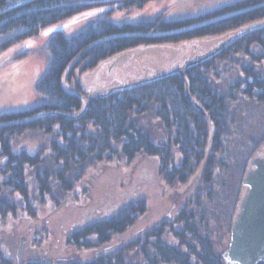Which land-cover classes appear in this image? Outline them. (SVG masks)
<instances>
[{"label": "trees", "instance_id": "trees-1", "mask_svg": "<svg viewBox=\"0 0 264 264\" xmlns=\"http://www.w3.org/2000/svg\"><path fill=\"white\" fill-rule=\"evenodd\" d=\"M152 1L161 0H0V68L29 57L30 42L19 44L50 27L40 48L45 63L33 83L34 103L0 110L2 222L38 217L36 202L43 208L61 203L88 168L115 159L157 158L164 184L179 193L172 215L121 245L112 237L145 214L143 198L68 233L66 245L93 251L89 259L44 254L24 264H226L213 238L220 244L230 233L244 172L264 141V0H234L176 18L164 12L113 18ZM87 12L81 27L63 30L64 22ZM218 35L229 38L223 49L185 74L203 112L185 99L172 69L110 79L106 86L84 84L85 72L110 67L130 50ZM27 134L45 139L36 153L15 149ZM38 229L30 242L40 245L39 233L47 235L45 226ZM5 252L0 247V264H16Z\"/></svg>", "mask_w": 264, "mask_h": 264}, {"label": "rangeland", "instance_id": "rangeland-1", "mask_svg": "<svg viewBox=\"0 0 264 264\" xmlns=\"http://www.w3.org/2000/svg\"><path fill=\"white\" fill-rule=\"evenodd\" d=\"M234 0H161L152 1L144 7L129 13H116L113 18L117 21L133 20L141 16H154L164 12L167 18L196 15L207 10L225 5ZM91 12L85 13L81 20H68L63 24L66 32H74L81 27L90 17ZM80 19V18H79ZM50 27L45 28L33 39L27 42L32 54L20 62H12L0 68V110H13L24 108L35 101L32 91L33 83L41 75L44 68L45 57L40 48ZM223 35L196 39L190 43L168 46H150L133 49L119 56L109 67L108 63L99 65L95 69L85 72L84 84L108 85L110 79L128 78L142 72L155 70H169L179 66L182 61L195 54H202L223 41ZM228 36V35H226ZM17 47V46H16ZM15 53V52H13ZM12 53V54H13ZM170 62L171 66H170ZM173 65V66H172ZM170 66V67H169ZM109 67V68H108ZM159 69V70H158ZM109 71V72H108ZM108 74H111L108 75ZM153 75V74H152ZM100 89V88H96ZM45 142L42 135L27 134L19 138V145H28L35 150ZM158 171V161L155 157L139 156L126 162L125 160H113L94 164L86 170L81 180L74 189L67 193L61 203L46 205L45 208L36 202L39 210L38 217L30 216L9 219L4 223L0 219V247L3 253L10 251L15 259V251L21 235L27 236V245L24 251L25 261L33 257H42L37 254L47 250V257L65 258L77 256L82 261L89 259L93 251L79 252L66 245L68 233L86 222L93 221L106 215L109 211L120 208L123 204L136 198H143L146 202V212L140 216L135 224L122 234L114 235L112 242L121 245L130 239L140 235L149 227L161 220L165 215H172L173 204L177 202L179 193H174L165 185ZM179 192V191H178ZM45 226L44 232H40V245L30 242L35 229ZM39 230V229H38ZM41 231V230H39ZM230 233L214 242L216 249L224 251L228 245ZM44 239L47 241L45 243ZM41 241V242H40ZM170 244L175 243L171 236L166 238ZM8 252L7 254L9 255Z\"/></svg>", "mask_w": 264, "mask_h": 264}, {"label": "water", "instance_id": "water-1", "mask_svg": "<svg viewBox=\"0 0 264 264\" xmlns=\"http://www.w3.org/2000/svg\"><path fill=\"white\" fill-rule=\"evenodd\" d=\"M228 41L229 38L224 39L208 51L186 58L170 71L178 74L182 80L185 99L201 112L202 109L190 97L185 77L187 68L213 56L223 49ZM241 185L242 194L232 217L229 242L222 256L226 264H257L264 258V141L258 154L249 159ZM26 245L27 236L21 235L15 251L16 264L25 263ZM46 253L47 250H44L42 255Z\"/></svg>", "mask_w": 264, "mask_h": 264}, {"label": "flooded vegetation", "instance_id": "flooded-vegetation-1", "mask_svg": "<svg viewBox=\"0 0 264 264\" xmlns=\"http://www.w3.org/2000/svg\"><path fill=\"white\" fill-rule=\"evenodd\" d=\"M26 148L28 150H30L28 145H23V146L22 145H18L15 149L26 150ZM37 149H38V147L35 150H32V151L30 150V152L36 153L37 152ZM37 254H39V255L42 254V251L41 252L38 251Z\"/></svg>", "mask_w": 264, "mask_h": 264}]
</instances>
